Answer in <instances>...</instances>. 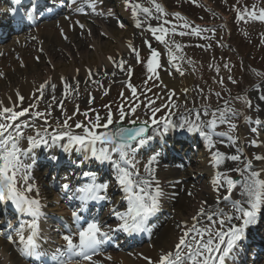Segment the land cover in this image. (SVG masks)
Listing matches in <instances>:
<instances>
[{
  "label": "snow or ice",
  "instance_id": "1",
  "mask_svg": "<svg viewBox=\"0 0 264 264\" xmlns=\"http://www.w3.org/2000/svg\"><path fill=\"white\" fill-rule=\"evenodd\" d=\"M16 2L20 3V0ZM60 2L63 4L64 0ZM84 2L95 11L102 0H84ZM191 2L195 4L197 0ZM125 3L132 15L137 17V27H141L143 23L139 20L141 14L160 21L156 26L148 24L147 30L156 41L165 45L173 62L184 59L183 46L173 39L175 35L199 37L209 31L200 26H193L180 12L171 14L180 23L167 19L170 14L157 0H150L151 7L135 0H125ZM70 4L77 5L74 11H83L78 0H70ZM234 11L238 23L247 24L253 21L264 23V6L258 4L251 7L241 6L235 7ZM27 18L33 20L31 14ZM65 18L70 19V17ZM75 24L81 29L85 28V25L78 20ZM119 26L123 28L124 24L121 23ZM60 33L64 39H68L63 28H60ZM146 43L150 54L145 60H141L139 52L131 42L128 47L136 54L138 62L146 64L147 80L154 83L160 81L159 86L167 87L161 81L158 71L162 67L161 54L150 42L146 41ZM39 59L40 57L37 56L36 60ZM108 59L125 71L129 79L131 78L133 70L125 69L124 60L116 61L113 57ZM188 62L192 63L191 60ZM172 66L182 72L175 63ZM224 67L230 70L229 65L225 64ZM76 71L79 72V69ZM88 75L91 78L90 70ZM62 79L65 81L66 95L75 91L66 78L62 77ZM228 79L233 84L237 83L231 76ZM219 83H223V78ZM49 85L50 81L39 85L32 98L37 101L42 99L44 89ZM51 87L54 89L55 85L52 84ZM127 88L131 92L128 99L133 101L127 107L118 105L113 113L111 106L105 105L106 114L101 116L95 109L79 113L77 106L76 114L83 115V120L70 123L74 119L73 116H66L55 126L48 123L50 111L41 112L37 110L38 104L31 102L28 107H24L25 96L19 92L16 93L17 100L8 106L0 101V202H10L17 213L30 218L20 221L17 227L11 222L7 223L8 231H0V236L13 245L19 255L32 258L37 264H101L95 257L102 254V247L112 239L113 232L123 231L129 235L149 232L150 219L161 211V199L165 193L155 176L153 165L157 161V155L148 159L142 173L140 162L136 159L138 148L148 145L170 129L180 128L188 133L199 134L207 141L211 162L217 169L212 181L213 190L216 192L215 205H208L207 201H202L191 221L178 225L181 231L171 249L162 250L155 261L149 257L144 259L148 264H229L230 259L235 258L240 242L247 239L249 228L256 225L264 216V164L257 168L253 163V160L264 162V155H255L248 159L243 149L239 147L236 149V154L227 155L216 149L213 136L216 135L215 129L218 124L227 123L230 130L236 129L237 125L232 120L241 113L237 107L232 106L233 100L242 101L246 108H252L251 100L246 95L234 96L214 110L211 105L193 107L186 109L187 114H182L178 122H173L171 117L176 114L177 107L174 102L156 105L155 100L148 98L147 103H144L140 101V95H146L144 92L138 95V89L131 83L127 84ZM148 91H151V88ZM168 91L172 97L176 95L174 90ZM188 91L183 89L185 94ZM36 93L39 95L37 96ZM215 95L220 97L221 94L217 92ZM259 99L264 101V94H261ZM141 104L146 109V119L136 117L137 109ZM58 106L63 109L62 103ZM162 109L167 111V116L158 115ZM89 112L93 115L90 116ZM29 115L43 119L45 123L36 127L34 123L21 120ZM245 119L251 120V117L245 116ZM255 123L262 124L259 119ZM29 128L33 129L34 134H26L25 130ZM251 132L258 134V129L252 127ZM219 135H227L228 140L235 143L233 136L225 133ZM22 141H26V146L22 145ZM250 143L255 147L261 146L256 139L251 140ZM41 146H59L68 153L75 150L82 156L81 165L86 161H92L105 166L108 174L114 178L115 186L123 193L122 201L126 202L124 211L117 207L110 209L109 215L114 216L118 221L115 227L100 216L82 215L88 211V206L92 202L111 201L110 182L101 181L95 172H82V177L87 178L86 182L79 186H73L70 182L60 186V191L67 199L79 201V206L71 212L74 227L66 226V231L61 234L63 243L60 246L54 250L44 247L47 237L42 235L40 220L46 215L43 211L45 205L32 172L34 164L25 162L26 159H31L30 153ZM242 156L245 158L242 159ZM51 160L56 161L57 157L52 156ZM225 160L237 162V166L226 172L219 171L220 165ZM230 172L237 173V176L233 177ZM237 189L240 198L235 199L232 194ZM222 202H230L228 211L219 206ZM107 259L110 260L111 257Z\"/></svg>",
  "mask_w": 264,
  "mask_h": 264
},
{
  "label": "rangeland",
  "instance_id": "2",
  "mask_svg": "<svg viewBox=\"0 0 264 264\" xmlns=\"http://www.w3.org/2000/svg\"><path fill=\"white\" fill-rule=\"evenodd\" d=\"M135 2L151 7L150 0H135ZM157 2L161 3L170 14L167 19L180 23L171 15L172 13L180 12L193 26L209 29V31L204 32L202 36L199 37L194 35L180 36L178 34L173 37L177 43L183 46L182 55L184 59L178 61L185 65L187 69L189 76L188 81L191 82L190 93H181L180 96L172 97L165 87L159 86L160 81L154 83L153 81L147 80L146 64L138 62L136 54L128 47L127 50L120 54L121 57L116 59V61L124 59L126 62L125 69L131 68L133 70L130 79L126 72L118 68L115 64V69L117 70L115 71L117 73L115 75L109 73V76H93V79L89 81L80 79L73 85L75 91L67 95L62 85L61 92L59 91V96H54L55 99L50 97L40 101L34 100L31 103H37L38 110L41 112L46 110L51 112V116L48 117V123L52 126H55L58 121L65 119L66 116H73L74 119L70 121V123H74L84 119L83 115L76 114V108L77 106L79 107V105H81L79 107V113H83L89 109H95L101 116H104L107 111L105 105H110L113 113H115L118 105L127 107V105L132 104L133 101L128 99L131 96V92L127 88V84L131 83L138 89V95H140L141 92L146 94L140 95V101L144 103H147L148 98L155 100L156 105H163L170 101L174 102L177 106L175 109L176 114L171 118L173 122H178L182 114H187L186 109H191L193 107L201 108L205 105H211V108L214 110L218 105H223L225 100H230L234 96L246 95L248 99L251 100L253 107L245 109L244 113L240 111L241 114L232 120V122L237 125L235 130H230L227 123L218 124L215 129L216 135L213 136V140L216 142V149L227 155L236 154V149L239 145H242L244 149L243 152L248 159L253 158L255 155H260L258 147L251 145L250 141L257 139V137L261 135L260 131H258V134L252 133L251 128L256 127L258 129L259 126L255 121L264 118V110L261 109L263 105L260 103L257 104V102L262 100L255 99L253 95L257 93L256 91L261 87H264V75L257 74H264V37H262V33H264V23L258 21L247 24L238 23L236 21V12L234 8L241 6L251 7L254 4L264 6V0H197L195 4H193L191 0H157ZM106 10L110 11L112 14L109 15V12H106ZM100 11L105 12V14H107L106 16H111L110 19L118 21L119 24H124V20L118 19L113 9L111 11L107 4L104 8H100ZM139 20L143 21V23L141 27L136 26L130 42L139 52L141 60H145L149 56L150 50L147 47L146 41L150 42L153 48L157 49L161 54L160 63L162 67L158 70L161 81L163 76H168L177 81L180 75L167 57V55H169L168 49L164 44L156 41L151 32L147 30L148 24L156 26L160 21L154 18H148L144 14L140 15ZM99 27L105 29L108 27V24L99 21ZM86 33L87 38H85L84 44H81L82 40H78V43L80 42L79 45H82V47H80L81 51L82 49L84 51L91 50V44L88 43L91 38L99 37L102 40L107 39L103 31L101 33L96 31H91V33L85 32V34ZM68 46L69 43H67V47ZM56 51L59 52L60 50L55 49V52ZM61 52L62 51H60V53ZM177 54L181 55L180 53ZM65 55L67 54H62V57H66ZM189 60H191L192 63H189ZM225 64L230 66V70L224 67ZM48 65L49 64H46L45 66L49 67ZM217 68H219V71H217ZM180 74L183 75L185 73L181 72ZM229 76L236 80L237 83L233 84L231 80L228 79ZM221 78H223V83H219ZM149 88H151V91H148ZM106 91L107 95H105ZM217 92L221 94L220 97L215 95ZM121 93H123V95H121ZM157 97H159V99ZM61 103L63 109L58 106ZM28 105L27 103L23 104L24 107H28ZM51 106H54V108H51ZM232 106L238 108L235 100L232 101ZM145 112L146 109L144 105L141 104L137 109L136 117L139 119H146L147 116ZM161 114L165 116L168 115L167 111L163 109L158 115ZM89 115L92 116L93 114L89 112ZM245 116L251 117V120H246ZM27 118L41 125L45 123L43 119L35 118L33 115H29ZM204 119H208V117H204ZM183 131L187 132L185 130ZM220 133L233 136L235 138V143L233 144L230 142L227 135L220 136ZM182 135L184 134H179V136ZM187 135L188 136L183 140L179 139L180 145L173 146L177 153L171 154L170 150L163 155L159 147L160 145L148 149L147 152L136 153V159L140 162L139 167L142 173L144 164L148 159L157 155L159 164L158 169H155V175L157 178H159V175H163L160 178L162 181L160 186L165 193L162 197V201L167 205V210L165 211L166 215L157 213V215L153 217V223L155 222L154 220L158 218V214L161 215L164 222H170L169 225L171 229H175L177 236L181 231L178 225L183 223L176 218L177 211L172 206L173 204H171L173 203V194L171 191L172 185L169 179V171L187 174V178L183 179L178 185V192H180V195L183 197H189L193 206H200L202 201H207L209 203V201L215 200L216 197V192L210 187V180L204 176L199 177L197 174V169L200 168L198 163L202 160V150L204 147H207V141L197 134L198 138L195 142H192L191 139H193L194 136H191L190 133ZM158 140L159 139H157V141ZM161 144L166 145L167 143L161 141ZM244 158L245 157L242 156V159ZM225 162L230 164L232 161L225 160ZM253 163L257 168L261 165L259 161L253 160ZM180 164H183L182 167L179 166ZM236 165L237 162H233V165L230 164L228 168H235L234 166ZM73 169L75 171L77 170L75 169V164L71 165V169L63 172L65 175L67 174L66 176L68 178L69 175H71V181L74 180L73 174L75 171ZM219 171L226 172L222 167H219ZM36 174L37 176L40 175V173L38 174L37 172ZM99 174L103 182H110V196L115 193L116 199L119 192H117L118 188L115 186L114 178L108 174L107 169H100L98 175ZM229 174L233 177L237 176L235 172H230ZM52 177L53 176L50 175L48 179L40 178L37 182H46ZM74 182L76 183V180ZM186 185H191L188 192H185ZM232 195L235 199L240 198L239 190H234ZM115 202L117 201L115 200ZM122 202L124 203V201ZM219 206L224 208L225 211H228L230 202H222ZM122 209V206H120L119 210ZM186 214H184L186 218L189 217ZM155 228L160 230L162 225H157ZM158 232L153 231L150 241L146 243L147 246H151L153 242H155L160 233ZM255 237L259 238L264 243V222H262V229L255 233ZM251 252V248H249L244 258H250ZM120 253L121 252H117L113 254ZM128 253L130 252H125V254ZM260 259L261 258H259V261Z\"/></svg>",
  "mask_w": 264,
  "mask_h": 264
},
{
  "label": "bare ground",
  "instance_id": "3",
  "mask_svg": "<svg viewBox=\"0 0 264 264\" xmlns=\"http://www.w3.org/2000/svg\"><path fill=\"white\" fill-rule=\"evenodd\" d=\"M80 1L82 3L78 4H80V7L83 10L86 9L85 13H83V11H74L77 5H70L68 6L69 11L65 15V17H70V19H66L64 17L58 19L56 22L46 23L33 31V33L27 35V38L23 40L16 39L11 44L6 46L4 51L0 52V74H2L0 75V101H3L5 106L10 105L12 102L17 100V92H19L21 95H24V103L29 104L30 102L35 100L32 98V94L36 91V88L48 81H50V85L49 87L44 89V95L42 99L59 96L58 93L59 91L61 92L62 85L64 86L65 82L62 77L66 78L69 84L74 85L80 79L89 81L90 79H93V76H109V73L117 74L115 72L117 71L115 69V64L108 58L113 57L116 60L121 57V53L128 49V44L130 42V39L132 38V34L134 35V30L136 29L137 17L132 15V12L128 5L125 3V0H111V3L116 9L118 19L124 20L125 26L121 28L119 26V22L110 19V17H104L100 14L98 16H95L96 12L93 11L90 6L84 2V0ZM102 2L108 3V0H102ZM80 14H82L83 16L80 17ZM98 18H100L104 23L108 24V27H106L105 29H101L99 27V20H97ZM77 20L83 24L87 23L86 27H88V32L96 31L101 33L103 31L107 39L102 40L99 37L91 38V40L88 42L89 44H91V50L84 51L81 48V51L80 47H82V45H79L80 42L78 43V40H82L81 44H84L86 40L85 38H87V33L85 34V32H82L78 29L79 26L75 24V21ZM60 28L64 29L65 34L68 36V39L63 38L60 33ZM67 43H69V48L67 47ZM41 49H43V51H41ZM55 49H58L62 52H55ZM62 54H67L68 56L65 55L66 57H62ZM37 56L40 57L39 61L36 60ZM167 57L170 60V63L172 62V65L173 63H175L177 67H179L185 74L181 75V71H178L180 78L177 81L171 79L168 76H163V84L167 86L165 88L167 90H174L176 93L175 96H180L181 93H184L183 89H188V92L190 93L191 82L188 81L189 76L185 65H183L179 61L173 62L169 55H167ZM46 64H49V67H46ZM77 69H79V72L76 71ZM89 70L92 73L91 78H89L88 75ZM52 84L55 85L54 89L51 87ZM256 92L257 93L253 94L254 98L260 100L259 96L261 94H264V87H261ZM36 95L38 96L39 93H36ZM42 99H39L38 101ZM235 101L240 111L244 113L245 109L247 108L244 106L243 102L239 100ZM259 103L263 105L261 109L264 110V101L257 102V104ZM80 106L81 105H79V107ZM51 108H54V106H51ZM22 120H27L29 123H34L36 127L41 126L39 123L34 122L27 117L22 118ZM260 121L262 122V124H260L261 135H259L256 140L261 145L260 147H258V149L260 150V155H264V118H261ZM25 132L26 134H34L32 128L26 129ZM180 133L184 135L179 136ZM187 134L188 133L184 132L182 129L176 128L170 129L167 133L159 136V139L161 140L165 138L168 144L164 146L162 145L163 150H168L169 145L172 144L173 140H176L175 142H177L179 139L183 140L186 136H188ZM190 134L191 136H194V138L191 140L197 139V134ZM21 143L22 145L26 146V141H22ZM152 143H154V140L149 144L152 145ZM239 148L243 149L242 145H239ZM36 150L37 154L40 155V148H36ZM144 150V147L138 148L137 152L142 153V151ZM60 151L61 150H54V152L58 155ZM202 151V160L198 163L200 168L197 169V174L199 175V177L204 176L208 178L211 184L210 187L213 188L212 181L217 170H215L216 168L211 162V153L208 146L204 147ZM62 152L64 153L63 149ZM145 152H147V150H145ZM34 153L35 151L30 153L32 156V160H35V158H37V155ZM77 153L80 154L79 152ZM259 162L261 164V167L264 162ZM58 163L59 162H57V165ZM227 163L228 162H224L220 165V167H222L224 171L232 169L228 167L230 164L233 165V161L230 164ZM158 164L159 163L157 160L153 165L156 170L158 169ZM83 166L85 170H92L93 172L98 170V168L101 169V167H105L99 165L98 162L93 163L92 161H86ZM161 176L163 175H159V178H161ZM186 178L187 174L185 173H175L173 171H169V179L171 181L173 191L172 206L177 211L176 218L182 223H184L185 221L190 222L191 217L196 214L198 208L200 207L199 205L193 206L191 204L192 201L189 197H183L180 195V192H178V183ZM67 182L73 184L67 179H63V181L60 182L59 178H57L55 182L49 181L47 183H37L35 181L37 186L40 188L41 197L43 198L42 202L45 205L43 211L46 214L40 221V227L45 226L47 224L46 222L49 221V219H55L56 215L62 216L61 213L62 210L65 209L66 201L63 199L64 194L60 191V186L63 183ZM185 188V192H188L191 188V185H186ZM208 205H215V200L209 201ZM115 206L116 202L114 201V203L110 205L109 209ZM2 209L4 208L2 207ZM1 213H4V211L1 210ZM184 214L189 217L186 218ZM111 219L112 217H109V220ZM158 221L156 220V223H154V225H156ZM114 222H117L116 218H114ZM169 224L170 222L166 223V221L164 222L163 220L158 223L159 226L162 225V228L158 230L160 233L156 231L159 234L155 242H153L151 246H147L146 244H143V246L140 244L133 249H126L130 252L128 254L122 253L102 256L99 255L95 259H98L101 264H148V261L145 260L144 257H149L151 260L155 261L162 250L171 249L178 237L176 235L175 229H171ZM261 229L262 226L258 224L250 227L248 230L247 239L240 242V247L238 249H242L241 245L244 242L249 241L248 243H251L250 240H252L254 234ZM0 231H6V229L2 227L0 228ZM41 232L42 235L47 237V240L45 241L47 243L55 239L58 240L57 244L54 242L45 244V248H57L60 244L63 243V241H61L60 229H58L57 227H42ZM262 245H264V243L257 238L256 241L252 242L251 251L254 253L257 252V248H259V246L262 247ZM252 255L254 254H251V256ZM237 256L238 254L236 252L235 258ZM107 257H111V259L109 260L107 259ZM234 259H231V261H229V264H231ZM248 261H250L249 263H252L251 257L250 259H248ZM0 264H27L18 256V252L15 250V247L9 244L3 236H0ZM259 264H264V262L261 261Z\"/></svg>",
  "mask_w": 264,
  "mask_h": 264
}]
</instances>
